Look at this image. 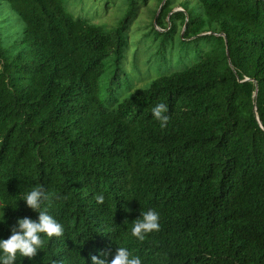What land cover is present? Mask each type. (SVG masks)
I'll return each mask as SVG.
<instances>
[{
    "label": "trees",
    "instance_id": "16d2710c",
    "mask_svg": "<svg viewBox=\"0 0 264 264\" xmlns=\"http://www.w3.org/2000/svg\"><path fill=\"white\" fill-rule=\"evenodd\" d=\"M147 1L118 0L108 27L74 16L83 0H0V239L37 218L19 200L32 187L64 229L14 264L110 261L117 246L142 264H264V2L154 0L140 42L157 77L132 89L126 28ZM149 208L159 230L136 241Z\"/></svg>",
    "mask_w": 264,
    "mask_h": 264
},
{
    "label": "clouds",
    "instance_id": "9594fccd",
    "mask_svg": "<svg viewBox=\"0 0 264 264\" xmlns=\"http://www.w3.org/2000/svg\"><path fill=\"white\" fill-rule=\"evenodd\" d=\"M165 112L166 105L162 103H157L151 109L152 117L161 128H164L169 120V116L163 114ZM48 199L49 196L42 186L32 187L21 195L19 200L36 212L37 218L35 220L28 217L17 219L15 226L9 229L8 238L0 239V264H14L17 261V256L32 261L43 246L45 238L60 237L63 234L62 224L43 207L44 201ZM94 199L97 203H102L105 197L103 194H96ZM3 209L2 215H0V224L5 223ZM134 221L130 235L136 241H144L148 234L158 231L160 227L159 214L152 208L140 212L139 218ZM91 264H142V258L132 254L127 246H117L110 261L92 256Z\"/></svg>",
    "mask_w": 264,
    "mask_h": 264
},
{
    "label": "rangeland",
    "instance_id": "374dc122",
    "mask_svg": "<svg viewBox=\"0 0 264 264\" xmlns=\"http://www.w3.org/2000/svg\"><path fill=\"white\" fill-rule=\"evenodd\" d=\"M94 3V4H91ZM70 10L74 14V16L88 19L90 23L95 25H106L108 27H113L115 24L113 13L114 11L118 10L119 4L118 0L112 1L110 4L105 6V4L102 2V0H83L82 3H68ZM95 5H98L99 8H93ZM88 6L92 9L88 10ZM156 8V4L154 0L147 1V4L145 6H141L138 12V15L136 18L129 24V26L126 28L127 34H128V42H129V49L127 50L126 54L124 55V58L122 60L123 62V68L125 71L130 70L131 65V55L135 48L138 47V60L137 62L133 63L132 65V71L134 72L132 77V89L137 88H145L149 85V83L153 79L147 78H153L156 76L155 72H153L152 69H148V61L153 58L154 50H146V46L150 45L151 41L146 42H140L142 35L146 32V29L148 28V24L152 23V19L149 17V14H147V10H154ZM105 9V10H104ZM180 10L177 6H175L174 11ZM136 46V47H135ZM145 62V65L142 63ZM138 69H140L138 71ZM146 75V76H145ZM157 77V76H156ZM155 77V78H156ZM154 78V79H155ZM146 80V81H145ZM130 84V83H129ZM137 87V88H136ZM129 88V87H128ZM116 87L113 89L112 92H114V96L116 95ZM124 90V89H123ZM122 90V92H123ZM121 92V97L124 98V96ZM107 94L104 96V98H107L106 100L112 101L115 97H106Z\"/></svg>",
    "mask_w": 264,
    "mask_h": 264
},
{
    "label": "water",
    "instance_id": "95a60500",
    "mask_svg": "<svg viewBox=\"0 0 264 264\" xmlns=\"http://www.w3.org/2000/svg\"><path fill=\"white\" fill-rule=\"evenodd\" d=\"M259 1H263L264 2V0H259ZM226 55H227V51H226ZM257 122H258V124H259V126H260V128H261V125H260V122H259V120L257 119ZM262 129V128H261Z\"/></svg>",
    "mask_w": 264,
    "mask_h": 264
}]
</instances>
